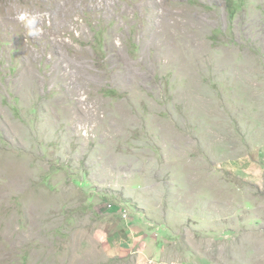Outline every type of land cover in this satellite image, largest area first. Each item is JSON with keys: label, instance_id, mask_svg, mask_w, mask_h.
I'll list each match as a JSON object with an SVG mask.
<instances>
[{"label": "rangeland", "instance_id": "obj_1", "mask_svg": "<svg viewBox=\"0 0 264 264\" xmlns=\"http://www.w3.org/2000/svg\"><path fill=\"white\" fill-rule=\"evenodd\" d=\"M236 2L0 0V264H264V0Z\"/></svg>", "mask_w": 264, "mask_h": 264}, {"label": "trees", "instance_id": "obj_2", "mask_svg": "<svg viewBox=\"0 0 264 264\" xmlns=\"http://www.w3.org/2000/svg\"><path fill=\"white\" fill-rule=\"evenodd\" d=\"M226 4L228 7L230 16L231 17L234 16L238 9L236 0H226Z\"/></svg>", "mask_w": 264, "mask_h": 264}, {"label": "clouds", "instance_id": "obj_3", "mask_svg": "<svg viewBox=\"0 0 264 264\" xmlns=\"http://www.w3.org/2000/svg\"><path fill=\"white\" fill-rule=\"evenodd\" d=\"M20 19H21V20H24V19H25V16L22 14V15L20 16ZM27 24H28L29 26L35 24V19L28 20V21H27ZM32 34H35V33H32Z\"/></svg>", "mask_w": 264, "mask_h": 264}]
</instances>
